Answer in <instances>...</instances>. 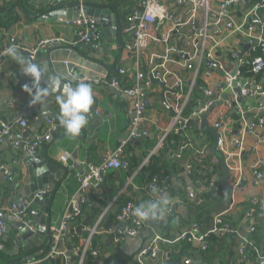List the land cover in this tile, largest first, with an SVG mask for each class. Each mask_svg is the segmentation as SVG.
<instances>
[{"label": "crops", "instance_id": "0c3cea01", "mask_svg": "<svg viewBox=\"0 0 264 264\" xmlns=\"http://www.w3.org/2000/svg\"><path fill=\"white\" fill-rule=\"evenodd\" d=\"M16 1L18 3V0ZM137 1L138 0L99 1V4H111L115 6L121 15V21L125 24V26L121 28L123 41L122 52L119 49L118 34L108 41L107 44H104L105 42L103 40L102 44L96 47V49L91 48L75 35V26L70 21L46 22L30 17L40 12V9L28 7V0H22L27 9V13L19 7L18 3L13 11H17L20 20L12 25L9 31L0 30V121L13 122L18 119V117L23 116L28 120L30 125L28 131L30 136H33L43 129L45 118L48 116H41V114L44 111H49V106L56 113L54 117L56 118L58 131L54 133L53 139L45 144L41 151L50 162L56 163L63 169L68 170V173L65 174L63 172L60 181L52 188L53 193L51 194L52 202L50 204L51 218L49 220V228L60 225L67 205L72 199H76L83 203L87 198H92L100 191L101 198L107 203V206L101 207V205L97 203V209L102 208V212H107L109 210L115 212L116 200L121 197H130L135 205L132 215L135 218H139L140 216L136 214L135 209L144 205V189L143 187H139L140 179H138V172L129 173L125 169H118L111 171V175L105 177L99 192H81L80 184L76 176L81 173L80 167L84 168L83 163L86 158L93 162H100L104 152L115 149L120 144L119 142L126 138L127 112L131 108L132 100L123 93L117 94L109 81L108 83L102 82L99 84L90 83L95 103L90 106L88 113H81L86 116L87 124L82 127L77 137L71 138L66 134L65 129L60 126L58 119L60 112L59 104L53 102L44 103L35 100L37 93L30 94L24 86L28 73L26 71L27 67H25L28 59L27 48H32L44 40L63 37L69 40L70 43L76 41V46L80 51L94 56V59L103 62L107 69L115 70L119 60L120 68L124 66L128 67L134 60L131 52L125 47V44L132 38L131 35L126 32L128 23L125 17ZM11 2H15V0H0V12H12V9L10 10L9 7ZM169 6L174 9L176 5L171 2ZM261 10L264 12V8ZM124 12H126L125 17ZM231 16L234 20L239 21L243 16V11L240 9L234 12V9H232ZM225 21L226 18L222 19V22L219 24L221 33L218 35V39L226 37L229 33V31L225 29ZM100 26L104 36L103 27L101 24ZM10 37L16 38L17 41L23 44V48L12 49L15 55L10 52H5V47L10 46ZM243 44L238 43L235 37L229 36L225 41V45L219 49L218 56L228 67L233 68L230 51L239 49L246 54L249 61L247 64H251L250 60L255 53L249 48L247 43ZM44 47L45 45L40 46L36 57V59H39L37 66L40 70L45 68L47 62V51L44 50ZM104 48H107V52H103ZM152 48L154 47L152 46ZM95 51L96 53L100 52V54H96ZM93 52L95 55H93ZM143 60L145 62V72H149L153 66L162 62V58H153L151 56V50H146L144 52ZM182 69L183 64L180 63L179 59L175 55L168 54L165 68L163 69L164 72L166 71L165 79H163L165 83H163L168 88V91L165 93V98L179 86L180 80L182 79ZM113 75L116 74L108 72L105 77L101 78L110 80ZM220 77L221 74L213 72L210 78H200L199 82L206 87L212 86L216 90L218 87L217 82ZM40 78L41 77L36 79L33 77V80H41ZM257 79V83L261 85L264 90V71L257 76ZM38 84L45 86L44 82ZM201 86L198 85V87ZM170 91L172 92L168 93ZM197 93L200 95H197ZM162 94L163 86L153 83L149 92L150 105L147 110V125L150 128V135L139 141V143H137L136 140L133 141V147L130 152H128L127 149L129 155H136L142 162L146 160L145 155L152 151L156 144L157 137L168 127L173 116V106L165 102ZM53 95L57 94L54 93ZM260 95L261 96L255 99L249 100L251 106H246L247 109H258L256 110V116L264 114V91ZM31 97H33L35 101L32 105L29 104ZM197 97L203 99L200 88H197L194 94V98L197 99ZM235 113V111L229 110L227 106L221 104L214 107L209 113L208 120L213 126V124L220 119H225L227 121L232 119ZM39 118H42V122H40L41 125L34 132H31L35 128L34 124L38 122ZM241 124L242 123L237 124L238 128L241 127ZM261 135H264V126L257 129L254 135L247 137L246 145L242 151V153H245L241 158L232 156L233 158H229L227 161L230 170L228 184L233 186L241 173L245 175L247 183L246 189L239 192H231L229 198L230 207L221 213L225 217H228L238 228V232L235 235L226 234L219 236V230L216 226V214L221 212L220 210L225 206V188L220 181V178L223 176V169L220 166L221 160L219 163L215 164L213 160L217 157L216 155L202 158V164L200 165L202 169L200 180L196 182V178L192 172L188 170L187 164L182 163L183 159L187 160L190 157L191 149L189 148V150L185 152L186 157L179 159L177 166L173 167L175 169L171 174V178H169L170 182L163 181L162 185L157 186L155 192L160 199H166L172 204V212H175V215L169 216V218L165 220L163 216L167 214L166 206L161 202L154 203L153 205H156V207L151 208L153 209L152 211H150L151 209L149 210V208L145 209L149 210V214L146 220L143 219L144 228L141 232L137 236L127 237L121 240L118 244H113L107 240L106 246L102 249L100 257L96 258V264H115L117 260L120 259L124 261L131 260L134 264H137L135 260L137 251L141 249L145 242L150 240L151 236H149V231L151 230L154 232V236L165 235L172 239L190 234L192 236L188 252L191 255L188 258L192 259L190 264H198V260H201L202 264H264V259L262 258V253L264 252V177L258 186L253 184L254 164L257 159L264 160V139L259 141L256 153H251L250 151V147L258 141ZM21 139L22 133L14 130L0 143V168L2 167L0 169V196L8 207L12 201L22 197L28 199L32 194V185L29 182L26 183V165L25 160H23V157L27 153L24 152L21 147L15 146V142ZM213 144L214 141L212 139L211 146ZM222 149L225 154L235 151L232 138H223ZM66 153L70 155V158L67 163H62L60 158ZM74 156H76V158H73ZM3 170L11 171L12 178L8 179L5 177L6 175L3 176ZM260 170L264 175V165L260 167ZM211 180H213L214 183L210 186V190L201 191L199 189L200 186L208 185ZM191 185L196 186L195 190H198L199 197L203 199L200 205H195L193 201L191 202L187 200V198L185 199L187 193L191 190ZM178 196L179 199L177 201ZM254 198L261 203L262 209L254 216H249L247 213L251 206V200ZM37 211L29 207L26 214V220H33L35 226L38 225V222H36ZM96 216L95 212L89 211L83 217V230L93 226L92 223ZM8 217H11V215H8ZM161 222L163 223L161 224ZM120 224V222L116 223L115 231L116 234L123 235V232L119 229ZM194 224H198V230H193L192 227ZM166 227L169 228L167 231H164ZM241 230H246L247 234L252 230H256L257 256L254 260L246 259L241 249H237L239 245L237 244L236 236ZM17 235L18 228L16 222L14 220H7L6 231L0 236V244L2 245L1 250L6 256L10 257V261H16L17 259L24 262L29 259L41 258L45 252L44 248L47 246V243L51 245L54 241L51 233V240L48 241L47 237H45L44 241L35 247V249L28 251L21 250L18 252ZM207 241L212 242L214 250L211 254V258L209 260H204L200 254V250ZM165 258H168V252L165 254ZM68 261L69 259L66 257L67 264ZM13 263L14 262H7L6 264Z\"/></svg>", "mask_w": 264, "mask_h": 264}, {"label": "built area", "instance_id": "2783aa9c", "mask_svg": "<svg viewBox=\"0 0 264 264\" xmlns=\"http://www.w3.org/2000/svg\"><path fill=\"white\" fill-rule=\"evenodd\" d=\"M175 3V8L172 9L169 3ZM245 5L247 7L245 8ZM264 0H138L130 12L126 15L127 29L126 32L131 35V39L125 44L133 57V62L128 67H121L116 75H113L110 80L102 79L101 77L89 78L83 77L81 79H74L78 84L83 83H108L115 89L117 94L123 93L132 100L130 110L127 112V133L126 138L121 140L115 149L104 152L100 162H93L86 158L84 161L83 173L77 174L81 192H99L105 180V176L118 169H125L128 166L126 161L127 154L125 153L124 146L128 142L135 140H143L150 135V128L147 125V110L150 105L149 92L152 87V77L160 79L162 82L165 79V68L167 55H175L180 63L183 64L182 79L179 86L169 96L165 98L168 105L173 106V116L168 127L165 128L157 137V143L149 153L145 161L140 165L138 170L145 165L149 157L163 150L166 146L167 136L170 134H183L185 133L184 142L174 157L179 160L184 158V153L193 149V153L186 160L187 168L192 172L199 182L201 175L202 155L206 154V150L211 146L207 144L201 148H195L190 144V138L187 134L192 126L199 127V121L202 115L206 114L220 101L227 106L229 110L235 111V116L230 120L220 119L216 121L212 127L219 130L222 139L229 137L233 140L235 151L226 153L227 161L232 156L241 158L245 152L242 153L248 136L255 134L256 130L264 126V114L256 116L258 109H247V104H243L242 100H252L261 96L264 91L257 83V76L264 71ZM234 12L243 11L241 20L236 21L231 16V10ZM226 30L229 31L228 35L224 38L218 39L221 33L220 23L225 19ZM75 26L74 33L80 40L88 44L91 48H96L102 44L103 32L100 26V20L97 17L84 15L83 18L70 21ZM235 37L240 44L247 43L249 48L255 53L251 60V64L246 54L242 50L235 49L230 51V58L233 63V68L228 67L218 56L219 49L225 45L226 39ZM10 46L5 47V52L9 49L23 48V44L17 41L16 38L10 37ZM69 45L77 47L76 41L72 43L63 37L51 38L41 41L38 45L27 48L28 59L25 67H28V62L35 61L38 50L41 45ZM244 45V44H243ZM152 46L154 48H152ZM160 46V47H159ZM146 50H151L153 58H162V62L157 64L145 72V62L143 54ZM164 60V61H163ZM152 63V61H151ZM159 65V66H158ZM247 65L249 67L247 68ZM206 70V71H204ZM235 70V72H234ZM213 72L221 74L218 87L215 90L212 86H204L199 82L201 78H210ZM191 75V76H190ZM128 76L131 78V84H123L120 77ZM190 76V77H189ZM237 81V86H240L241 91H236V86L233 82ZM165 83V82H164ZM198 85H202L198 87ZM26 90L30 93H37L46 87L35 84L33 76L29 73L26 75L24 82ZM200 88L202 91L203 99L194 98L196 89ZM226 99H222L221 95L226 91ZM63 96L61 94L53 95L49 92L42 97L40 102H57V97ZM35 103L34 98L31 97L29 104ZM251 108V107H250ZM254 111V112H253ZM253 112V114H252ZM251 114V121L247 123L246 114ZM255 115V116H254ZM197 123V124H196ZM242 123L243 126L239 127L237 124ZM30 125L26 118L23 116L18 117L13 122L0 121V143L4 138L10 135L14 130L26 133ZM58 131L56 118L54 116H47L44 121V127L40 132L33 136H27L15 142V146L21 147L27 154H37L42 150L43 146L52 140L54 133ZM264 139V135L258 138V141L250 147L251 153H256L258 150L259 141ZM209 146V147H208ZM70 155L68 153L61 156L60 161L67 163ZM213 162L215 164L220 162V159L215 157ZM264 165V160L257 159L254 164V180L253 184L259 185L264 177L260 167ZM2 168V167H1ZM0 168V169H1ZM136 170V172H138ZM5 175L9 179L12 178V172L5 170ZM157 181V177H155ZM168 182V178L164 179ZM214 181L208 185L200 186L201 191L210 190V186ZM158 184L152 181L148 184L150 191H153L152 201L154 203L161 202L166 206V213L173 211L172 204L166 199H160L156 195ZM246 177L243 173L240 174L238 179L232 186L233 192H239L246 189ZM196 188V186H195ZM190 190L187 193V200L193 201L195 205H200L203 199L199 197L198 190ZM53 193L52 187H47L41 195H51ZM87 195V194H85ZM85 200V199H84ZM165 201L167 203L165 204ZM85 202V201H84ZM83 202V203H84ZM83 203L76 199H72L63 214L59 226H53L51 233L53 235V243L48 253L38 259L25 260L21 264H43L44 261H52L60 256H66V252H70L72 257L76 260L71 264H84L85 258L89 251L94 258L101 255L100 249L92 248V236L100 232L99 224L106 214L102 212L93 226L88 231V236L80 241L78 246L72 249L66 247L65 242L68 238V233H76L75 229L71 230L68 223L76 215L80 214ZM30 205V200L25 197L12 201L9 207L2 201L0 196V236L3 235L7 228L8 215L14 216L19 220L26 221L27 210ZM134 203L128 201L122 205L120 212L117 216V222L124 224L123 235L116 234L114 229H109L106 233L113 235L112 242L118 244L121 240L127 237L137 236L144 228V220L146 217H133ZM262 209L261 203L257 199L251 200V206L248 211L249 216H254L259 210ZM216 226L219 232L223 234L235 235L238 228L232 221H226L223 214H218L216 217ZM193 230H198V224L193 225ZM253 231V230H252ZM105 231H101L103 233ZM122 232V231H121ZM251 232V231H250ZM249 232V233H250ZM115 235V236H114ZM187 235V234H186ZM185 236V235H184ZM247 236V235H246ZM240 246L241 252L244 254V242ZM192 237V236H191ZM189 237V240L191 239ZM64 239V251L59 250V242ZM165 242L160 235H153L149 246L143 250H139L136 263L146 264L145 256L149 254L151 257H156L159 252L160 242ZM204 249H207V244H204ZM2 245L0 244V250ZM68 259V258H67ZM70 259V262L72 261ZM191 263L192 259L186 261Z\"/></svg>", "mask_w": 264, "mask_h": 264}, {"label": "water", "instance_id": "95a60500", "mask_svg": "<svg viewBox=\"0 0 264 264\" xmlns=\"http://www.w3.org/2000/svg\"><path fill=\"white\" fill-rule=\"evenodd\" d=\"M16 1V0H15ZM100 0H28V7L32 9H40L35 15L30 17L35 19H40L46 22H65L71 20H77L87 16H93L100 19V24L103 27L105 35L103 36L104 44H107L112 38L118 34L119 39V49L121 52L123 51V41L121 36V28L125 26V24L121 21V15L117 8L111 4H99ZM17 2V1H16ZM19 7L22 8L26 13L27 9L25 8V4L22 0H18ZM17 3V4H18ZM247 5H245V8ZM248 48V46H247ZM97 49V48H96ZM44 50L47 51V62L45 64V68L41 71L39 77L41 80H35L34 83L38 84L40 82H44V87H46L47 91L50 94H61L65 96L64 88L65 85H70L73 89H75L78 83L74 80L81 79L83 77L96 78V77H105L108 72H113L116 74L120 68L119 63L115 70L107 69L106 65L103 62H99L94 59V56L88 55L83 51H80L77 47H72L69 45H45ZM103 52H107V48H104ZM96 53V51H95ZM93 52V55H95ZM96 54H100L96 53ZM121 59V58H120ZM39 63V59H35L33 62L34 65ZM235 72V70H234ZM74 74V75H73ZM75 77V78H74ZM37 79V78H36ZM152 81L154 84H161L163 86V98L165 100V93L168 91V88L165 84L158 78L152 77ZM234 86H236V91L240 92V86H237L238 82H233ZM228 90H226L222 95V99H226ZM167 103V101L165 100ZM93 103H95V98H93ZM243 104H247L251 106V102L248 100H242ZM168 104V103H167ZM222 101L216 103L214 107L221 105ZM211 108L209 112L202 115L199 121V128L201 130H205L209 132L212 136L214 144L210 146L206 150V154L203 157H208L210 155H216L221 160V168L223 169V176L220 178L221 183L225 188L224 193V202L225 206L221 212H218L216 215L222 213L223 211L229 209V198L232 192V186L228 184V179L230 178V170L227 163V156L222 149L223 139L218 129L212 127L208 120L209 113L214 109ZM49 111H44L42 115H50L55 116L56 113L49 106ZM247 123L251 121V114L247 113ZM42 122V118H39L38 122L34 124V129L31 132H34ZM197 124V123H196ZM243 124H241V127ZM30 136L29 131L22 134V138ZM53 139V137H52ZM139 143L140 140H136ZM73 158H76L74 156ZM26 165V183H30L32 185V194L29 196L28 200H30L29 207L33 210L37 211L36 222L38 225H34L33 220H19L14 216L7 217V220H14L17 224L18 235H17V248L19 251H28L35 249L38 245H40L45 237H47L48 241L51 240V228L49 225V220L51 218V197L52 195H41L40 192H43L47 187H54V185L60 181L61 175L64 172L68 173V170L63 169L58 164L50 162L44 155L42 151H39L37 154H26L23 157ZM183 164H186V160H182ZM83 169V170H82ZM84 168L80 167V172L83 173ZM3 176H5V170H3ZM6 177V176H5ZM195 185H191V190H194ZM180 195V194H179ZM179 196L177 198V201ZM175 212L168 213L163 216V218L168 219L169 216H174ZM146 220V218H143ZM163 222H161L162 224ZM118 227V226H117ZM119 229L123 232L124 225L121 223L119 225ZM83 231V226L80 225L75 228V232L77 234H81ZM220 235H226L221 232H218ZM154 235V232L149 231L150 240L145 242L140 250L147 248L151 242V238ZM247 235L246 230H241L237 237V244L241 246L243 244V240ZM2 236V235H1ZM50 246L47 243L48 247ZM238 246V247H239ZM237 249L239 250L240 247ZM64 239H61L59 242V250L64 251ZM137 254L135 259H137ZM66 256L69 259L68 264H71L70 259L72 254L70 252H66ZM262 258L264 259V252L262 253ZM198 264H202L201 260L197 261Z\"/></svg>", "mask_w": 264, "mask_h": 264}, {"label": "trees", "instance_id": "16d2710c", "mask_svg": "<svg viewBox=\"0 0 264 264\" xmlns=\"http://www.w3.org/2000/svg\"><path fill=\"white\" fill-rule=\"evenodd\" d=\"M17 5V2H11L9 4L10 10L12 12L8 13L6 12H0V30L1 31H9L12 25H14L16 22L20 20V16L17 14V11H13L15 9V6ZM130 12V11H129ZM126 15V12H124V17ZM126 18V17H125ZM249 65H247V68ZM123 84H131L132 80L128 76L120 77ZM201 83V82H200ZM149 95V94H148ZM197 95H200L197 93ZM196 95V96H197ZM187 134L190 138V144L193 145L195 148H201L205 145H209L212 142V136L209 132L205 130H201L199 127L192 126ZM185 133L183 134H170L167 136L166 140V146L163 150L158 151L157 153L153 154L149 157L148 162L143 165L139 170L138 168L143 163L140 161V159L136 155H129L128 152L132 149V142H128L124 146L125 153L127 154L126 161L128 162V166L126 168V171L129 173H134L136 170H138V179H140L139 187H143L144 189V196L143 201L144 205L140 207L142 210H145L147 208L151 209L154 202L152 201V194L153 191H150L148 188V184L152 181H155L158 185H162L163 181H165V178H171V174L173 173V170L178 164V160L174 157V154L179 151L181 145L184 142ZM157 143V141H156ZM156 145V144H155ZM208 146V147H209ZM128 149V152H127ZM193 149H191V154L193 153ZM89 154V152H88ZM190 154V156H191ZM149 154L145 155V158L148 157ZM184 156L186 157L185 153ZM202 158L203 155L201 156ZM177 161H175V160ZM111 175V172H109L105 177ZM157 177V181L155 179ZM170 182V179L168 180ZM101 192V191H100ZM97 193L92 198L90 197L85 200V202L82 205V209L80 214L76 215L72 220L69 221L68 225L71 230L77 228L78 226L82 225L83 217L89 212L93 211L96 213V218L92 225L97 220L100 213H102V208L97 209L96 205L99 203L101 207L107 206V203H105L102 198L101 194ZM128 201L133 200L130 197H121L118 198L115 202V208L116 211L113 212L111 210L107 211L104 217L102 218L100 224H99V231H105L103 233L97 232L92 236V248L94 249H102L106 246L107 240L112 242L113 235L110 233H106L109 229H114L116 223H117V216L120 212V209L123 204H125ZM134 203V202H133ZM135 206V205H134ZM113 207V206H112ZM139 208V207H138ZM151 209L150 211H152ZM226 221L231 220L228 217H225ZM169 227H166L164 231H167ZM255 231L253 230L250 233L247 234L246 240L244 242V256L246 259H252L254 260L257 256L256 254V235ZM169 234V233H167ZM88 236V231L83 230L81 234L77 233H68V238H66L65 245L68 247V249H72L75 246H78L80 244V241L83 238H86ZM115 236V235H114ZM189 237H191L190 234H187L182 237H176V238H168L165 235H162V238L166 240L165 242H160L159 244V252L156 257H151L149 254L145 256V262L146 264H189L187 263V258L191 255L189 252L190 247V240ZM113 243V242H112ZM114 244V243H113ZM207 249L201 248L200 254L204 260H209L211 258V254L214 250L212 247V242L207 241ZM52 245V244H51ZM51 245L44 248V254L41 257H44L48 251L51 248ZM168 252V258H165V254ZM189 259V258H188ZM71 263H73L76 258L73 257L71 259ZM9 262H14L13 264H21L22 262L20 260L10 261V257L6 256L2 250H0V264H6ZM43 264H67L66 257L60 256L57 259H53L52 261H44ZM84 264H96V258H94L91 255V251L88 252ZM115 264H134L131 260L124 261L122 259L117 260Z\"/></svg>", "mask_w": 264, "mask_h": 264}, {"label": "clouds", "instance_id": "9594fccd", "mask_svg": "<svg viewBox=\"0 0 264 264\" xmlns=\"http://www.w3.org/2000/svg\"><path fill=\"white\" fill-rule=\"evenodd\" d=\"M9 52L15 55L11 48ZM26 71L37 79L41 74L38 66L31 62H28ZM47 93V89L40 90L35 96V100H42V97ZM64 93L66 94V98L65 96L57 97L60 108L58 119L60 126L65 129L66 134L71 138H75L80 134L82 127L87 124L86 116L81 113H88L90 106L93 104L92 87L90 84L83 82L79 83L75 89L70 85H65ZM166 203L167 201H165ZM151 207L155 208L156 205H152ZM149 210L137 208L135 212L141 217H146Z\"/></svg>", "mask_w": 264, "mask_h": 264}]
</instances>
